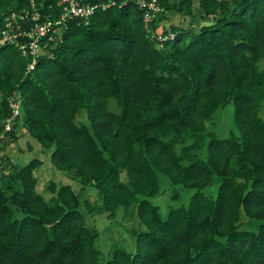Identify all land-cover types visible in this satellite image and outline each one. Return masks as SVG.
<instances>
[{
  "label": "trees",
  "instance_id": "16d2710c",
  "mask_svg": "<svg viewBox=\"0 0 264 264\" xmlns=\"http://www.w3.org/2000/svg\"><path fill=\"white\" fill-rule=\"evenodd\" d=\"M33 1L61 12L58 0ZM115 1L86 24L69 19L29 72L15 42L0 46V128L18 92L27 133L81 189L50 179L46 197L36 189L41 159L7 157L0 264H264V0H196L211 22L160 30L172 11L191 17L194 0H158L147 24L137 0ZM24 8L31 0H0V24ZM230 101L234 126L218 136L206 121ZM82 107L88 122L76 120ZM19 117L0 148L17 138ZM158 170L194 189L165 216L150 199L161 192ZM87 186L99 199L82 196ZM81 205L137 215L146 229L132 230L136 250L114 245L102 260Z\"/></svg>",
  "mask_w": 264,
  "mask_h": 264
},
{
  "label": "rangeland",
  "instance_id": "374dc122",
  "mask_svg": "<svg viewBox=\"0 0 264 264\" xmlns=\"http://www.w3.org/2000/svg\"><path fill=\"white\" fill-rule=\"evenodd\" d=\"M196 3L197 1L194 0L193 14L191 17L172 11L161 21L162 24L158 30H160L162 26H168L170 23L186 25V23L192 20L195 25H201L211 22L213 20L212 17L204 14ZM109 104L111 109L117 110L113 99H109ZM233 113L234 105L232 101L224 106H220L213 114V117L206 121L207 128L214 130L218 136L227 135L229 130L234 126ZM260 113L264 118V100ZM21 114L19 123L16 126L17 138L0 148V172L6 167V165L4 167L3 165L6 164L5 161L8 159L7 157L10 158L12 164L16 163L17 166L25 164L33 157H38L42 161L34 170L38 178L36 184V189L38 191L48 197L50 192L46 189V185L50 179L62 183H71L75 190L81 191L79 182L69 178L64 171L56 168L52 163L50 149L43 148L36 138L27 133L23 123V114ZM76 120L88 122L87 110L85 107L79 109V112L76 114ZM10 168L11 166L9 165L3 173L10 171ZM158 175L161 192L150 197V199L159 206L161 214L165 216L170 207H176L182 204L187 205L194 189L185 187L182 184L173 185L170 177L160 170H158ZM0 178L4 187L6 184L10 183L8 182L7 175ZM174 190L180 191L178 197H173ZM204 190L207 193L211 192L213 194L216 191V186H207ZM82 196L87 197L90 201L99 199L96 195V189L93 186H87ZM80 209L85 213L86 222L88 224H94L98 229V237L96 238L95 244L101 251L100 257L102 260H105L109 256L114 245H119L130 252L136 250V233L132 230L133 228L137 231L146 229L145 224L137 215L130 218L126 217L124 215L123 205L117 207L113 217H109L106 211L101 213L95 210L89 212L83 205L80 206ZM20 215L21 212L18 211L17 216ZM243 219H245V216H243Z\"/></svg>",
  "mask_w": 264,
  "mask_h": 264
},
{
  "label": "built area",
  "instance_id": "2783aa9c",
  "mask_svg": "<svg viewBox=\"0 0 264 264\" xmlns=\"http://www.w3.org/2000/svg\"><path fill=\"white\" fill-rule=\"evenodd\" d=\"M115 0L102 2H89L87 0H58L61 12L56 16L42 13L34 7L33 9L12 10L4 14L3 23L0 24V46L15 42L21 53L29 57L26 65V72L32 70L38 60V56L46 51V47L66 26L69 19L78 18L85 24L89 18L98 10L115 4ZM143 8V20L147 24L161 8L158 0H137ZM28 22L23 25V23ZM19 37L21 39L19 40ZM21 97L18 92L8 96L10 106L9 115L3 120V127L0 128V143L6 136V131L12 128L17 116L21 114Z\"/></svg>",
  "mask_w": 264,
  "mask_h": 264
}]
</instances>
